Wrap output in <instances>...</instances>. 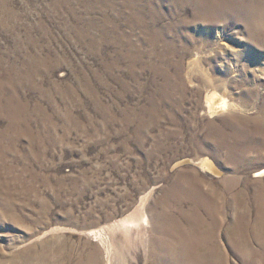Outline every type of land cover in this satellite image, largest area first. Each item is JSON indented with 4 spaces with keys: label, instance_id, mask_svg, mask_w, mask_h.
Here are the masks:
<instances>
[{
    "label": "rangeland",
    "instance_id": "374dc122",
    "mask_svg": "<svg viewBox=\"0 0 264 264\" xmlns=\"http://www.w3.org/2000/svg\"><path fill=\"white\" fill-rule=\"evenodd\" d=\"M262 169L264 0H0V264H264Z\"/></svg>",
    "mask_w": 264,
    "mask_h": 264
},
{
    "label": "bare ground",
    "instance_id": "6f19581e",
    "mask_svg": "<svg viewBox=\"0 0 264 264\" xmlns=\"http://www.w3.org/2000/svg\"><path fill=\"white\" fill-rule=\"evenodd\" d=\"M228 1H230V2L232 1L234 4L238 3L240 5V7H245V6H250V5H258L262 0H237V1L236 0H228ZM247 18L249 20H256V17H247ZM254 177H256V178L264 177V169L259 170V172H257L254 175ZM189 246H190L189 243L180 246L181 254L187 263L193 262L194 259H197L200 256L197 253L190 252L191 247H189ZM193 247H196V246H193ZM169 252L171 254L172 260H174L176 262V264H179L180 258H179V256H177V250L174 251L173 248H169Z\"/></svg>",
    "mask_w": 264,
    "mask_h": 264
}]
</instances>
